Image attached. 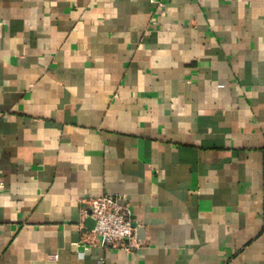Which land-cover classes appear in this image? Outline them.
<instances>
[{"label": "crops", "instance_id": "1", "mask_svg": "<svg viewBox=\"0 0 264 264\" xmlns=\"http://www.w3.org/2000/svg\"><path fill=\"white\" fill-rule=\"evenodd\" d=\"M0 264H264V0H0Z\"/></svg>", "mask_w": 264, "mask_h": 264}, {"label": "built area", "instance_id": "2", "mask_svg": "<svg viewBox=\"0 0 264 264\" xmlns=\"http://www.w3.org/2000/svg\"><path fill=\"white\" fill-rule=\"evenodd\" d=\"M91 229H85L81 242L73 244V252L83 258L93 246L100 249H131L135 241V221L131 208L120 196L110 194L90 202Z\"/></svg>", "mask_w": 264, "mask_h": 264}, {"label": "water", "instance_id": "3", "mask_svg": "<svg viewBox=\"0 0 264 264\" xmlns=\"http://www.w3.org/2000/svg\"><path fill=\"white\" fill-rule=\"evenodd\" d=\"M93 224H94V223L92 222V226H91V227H93Z\"/></svg>", "mask_w": 264, "mask_h": 264}]
</instances>
